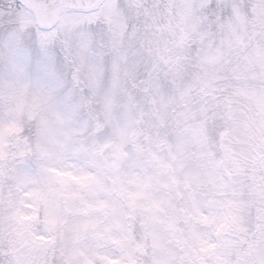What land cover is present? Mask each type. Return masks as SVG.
<instances>
[{
	"label": "clouds",
	"instance_id": "9594fccd",
	"mask_svg": "<svg viewBox=\"0 0 264 264\" xmlns=\"http://www.w3.org/2000/svg\"><path fill=\"white\" fill-rule=\"evenodd\" d=\"M0 264H264V0H0Z\"/></svg>",
	"mask_w": 264,
	"mask_h": 264
}]
</instances>
